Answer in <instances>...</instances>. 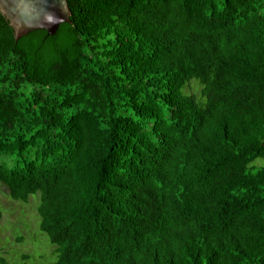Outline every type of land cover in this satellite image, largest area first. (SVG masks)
I'll return each instance as SVG.
<instances>
[{
	"label": "trees",
	"instance_id": "obj_1",
	"mask_svg": "<svg viewBox=\"0 0 264 264\" xmlns=\"http://www.w3.org/2000/svg\"><path fill=\"white\" fill-rule=\"evenodd\" d=\"M67 2L18 39L0 11V182L50 264H156V0Z\"/></svg>",
	"mask_w": 264,
	"mask_h": 264
},
{
	"label": "rangeland",
	"instance_id": "obj_2",
	"mask_svg": "<svg viewBox=\"0 0 264 264\" xmlns=\"http://www.w3.org/2000/svg\"><path fill=\"white\" fill-rule=\"evenodd\" d=\"M39 195L27 201L13 200L0 182V255L16 264H49L52 246L39 228ZM20 238V239H18ZM27 258H22V254Z\"/></svg>",
	"mask_w": 264,
	"mask_h": 264
},
{
	"label": "water",
	"instance_id": "obj_3",
	"mask_svg": "<svg viewBox=\"0 0 264 264\" xmlns=\"http://www.w3.org/2000/svg\"><path fill=\"white\" fill-rule=\"evenodd\" d=\"M0 11L14 30V37L45 29L54 34L62 22H70L67 0H0Z\"/></svg>",
	"mask_w": 264,
	"mask_h": 264
},
{
	"label": "clouds",
	"instance_id": "obj_4",
	"mask_svg": "<svg viewBox=\"0 0 264 264\" xmlns=\"http://www.w3.org/2000/svg\"><path fill=\"white\" fill-rule=\"evenodd\" d=\"M51 245V244H50ZM52 246V245H51ZM53 256H54V253H53V246H52V250H51V260H53ZM50 264V262H49Z\"/></svg>",
	"mask_w": 264,
	"mask_h": 264
}]
</instances>
